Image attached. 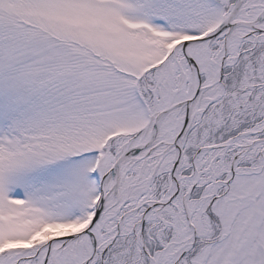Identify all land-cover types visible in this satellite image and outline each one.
Here are the masks:
<instances>
[{
  "label": "snow or ice",
  "instance_id": "1",
  "mask_svg": "<svg viewBox=\"0 0 264 264\" xmlns=\"http://www.w3.org/2000/svg\"><path fill=\"white\" fill-rule=\"evenodd\" d=\"M0 264H264V0H0Z\"/></svg>",
  "mask_w": 264,
  "mask_h": 264
}]
</instances>
